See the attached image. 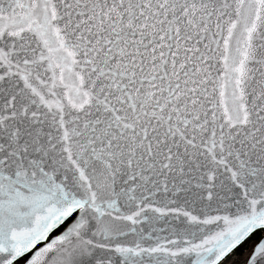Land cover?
<instances>
[{
  "label": "snow or ice",
  "instance_id": "snow-or-ice-1",
  "mask_svg": "<svg viewBox=\"0 0 264 264\" xmlns=\"http://www.w3.org/2000/svg\"><path fill=\"white\" fill-rule=\"evenodd\" d=\"M28 253L264 264V0H0V264Z\"/></svg>",
  "mask_w": 264,
  "mask_h": 264
},
{
  "label": "trees",
  "instance_id": "trees-1",
  "mask_svg": "<svg viewBox=\"0 0 264 264\" xmlns=\"http://www.w3.org/2000/svg\"><path fill=\"white\" fill-rule=\"evenodd\" d=\"M259 240V236H255V238L252 240V242H250L249 245H246L243 249H241L240 251H238L233 259L235 260H245L246 261V254L248 253L249 255L251 254V249L252 247H254L255 243H258Z\"/></svg>",
  "mask_w": 264,
  "mask_h": 264
},
{
  "label": "flooded vegetation",
  "instance_id": "flooded-vegetation-1",
  "mask_svg": "<svg viewBox=\"0 0 264 264\" xmlns=\"http://www.w3.org/2000/svg\"><path fill=\"white\" fill-rule=\"evenodd\" d=\"M40 246H42V245H40ZM40 246H38V247H40ZM28 257L29 256L22 258L19 262H17V264H24V261H26L28 259Z\"/></svg>",
  "mask_w": 264,
  "mask_h": 264
},
{
  "label": "water",
  "instance_id": "water-1",
  "mask_svg": "<svg viewBox=\"0 0 264 264\" xmlns=\"http://www.w3.org/2000/svg\"><path fill=\"white\" fill-rule=\"evenodd\" d=\"M38 246H40V245H38ZM38 246H37V247H38ZM31 254H32V253H28L27 256H31ZM25 257H26V256H25ZM22 258H24V257H22ZM22 258H21V259H22ZM18 262H19V261H18Z\"/></svg>",
  "mask_w": 264,
  "mask_h": 264
}]
</instances>
